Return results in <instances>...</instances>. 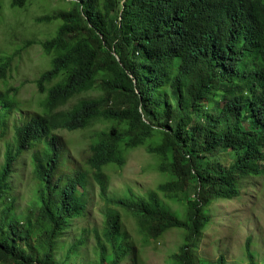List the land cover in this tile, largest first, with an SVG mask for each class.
Instances as JSON below:
<instances>
[{
    "label": "trees",
    "instance_id": "1",
    "mask_svg": "<svg viewBox=\"0 0 264 264\" xmlns=\"http://www.w3.org/2000/svg\"><path fill=\"white\" fill-rule=\"evenodd\" d=\"M63 1L67 9L37 21L60 22L42 44L51 67L36 81L40 110L27 115L15 89L0 90V143L12 133L0 154V264H78L92 238V264L138 260L137 240L113 209L102 229L87 227L67 245L66 233L89 215L92 187L132 214L146 240L182 231L176 264H227L224 254L200 257L199 246L215 201L238 197L244 179L264 170V2ZM2 9L0 0V17ZM9 65L0 58V80ZM98 124L104 128L91 138L84 166L59 176L66 153L59 134ZM143 148L165 181L112 199L108 168H125ZM30 152L38 187L21 218L13 177ZM245 251L257 264L251 237Z\"/></svg>",
    "mask_w": 264,
    "mask_h": 264
},
{
    "label": "rangeland",
    "instance_id": "2",
    "mask_svg": "<svg viewBox=\"0 0 264 264\" xmlns=\"http://www.w3.org/2000/svg\"><path fill=\"white\" fill-rule=\"evenodd\" d=\"M14 1L2 0L0 58L4 61L10 59V65L6 79L0 80V90L15 89L16 92L11 93L20 102L22 111L28 115L40 110L44 95L39 93L36 81L51 67V57L44 53L42 44L55 36L60 24L59 21L49 24L37 21L67 9L68 6L63 0H28L26 6L20 8L14 7ZM10 113V120L19 119L14 112ZM103 128V125L98 124L83 133L59 134L66 151L59 176H66L84 166L85 159L90 154L91 138ZM11 137L12 133L1 140L0 154L4 152V141H12ZM33 154L34 152H30L21 158L13 177L14 215L21 218L28 214L27 210L38 187L33 173ZM130 154L125 168H108L112 199L127 197L131 191L145 195L165 181L157 171V159L148 154L146 148ZM231 154L228 155V163L232 161ZM89 198V215L85 220L77 221L78 230L66 233L67 245L70 246L83 237V230L87 227L102 229L104 214L113 209L122 213L128 230L137 240L136 248L139 250L138 260L131 256L124 264H176L173 256L183 243L182 231H171L159 240H146L139 235L137 219L132 214L107 203L94 187L90 190ZM211 215V223L199 246L200 257L215 261L220 254H224L227 264H248L245 247L247 239L251 237V248L257 264H264V170L259 176L244 179L238 197L215 201ZM88 237L87 235L86 238ZM91 242L81 250L78 264H92L97 259L95 239L92 238Z\"/></svg>",
    "mask_w": 264,
    "mask_h": 264
},
{
    "label": "bare ground",
    "instance_id": "3",
    "mask_svg": "<svg viewBox=\"0 0 264 264\" xmlns=\"http://www.w3.org/2000/svg\"><path fill=\"white\" fill-rule=\"evenodd\" d=\"M240 1V0H239ZM239 5V4H238ZM148 24V23H147ZM146 25V24H145ZM236 85V84H235ZM219 161V160H218ZM256 176V175H255ZM244 188V187H243Z\"/></svg>",
    "mask_w": 264,
    "mask_h": 264
}]
</instances>
